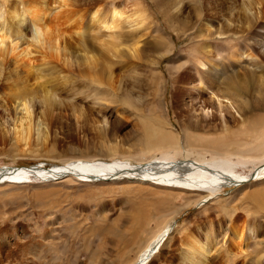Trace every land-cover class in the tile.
<instances>
[{
    "label": "rangeland",
    "instance_id": "374dc122",
    "mask_svg": "<svg viewBox=\"0 0 264 264\" xmlns=\"http://www.w3.org/2000/svg\"><path fill=\"white\" fill-rule=\"evenodd\" d=\"M45 1L51 16H89L77 29L83 40L72 23L63 37L66 57L58 58L33 41L27 23L16 37L11 15L24 1L0 0V168L146 164L160 158L134 156L149 143L146 124L151 140L176 145L172 159L225 158L246 176L264 163V0ZM98 8L108 27L91 20ZM219 26L239 36L216 38ZM206 43L212 59L202 67ZM217 59L221 71L206 73ZM215 77L222 83H212ZM106 79L120 81L112 83L114 98L94 94L111 89ZM226 85L235 99L217 96ZM42 120L49 130L38 125ZM36 173L0 183V264H133L169 226L153 264H186L187 230L204 241L210 231L217 242L209 245L208 264H264V180H251L242 194L243 184H229L194 201L193 194L151 184L82 185L75 173L49 180Z\"/></svg>",
    "mask_w": 264,
    "mask_h": 264
},
{
    "label": "bare ground",
    "instance_id": "6f19581e",
    "mask_svg": "<svg viewBox=\"0 0 264 264\" xmlns=\"http://www.w3.org/2000/svg\"><path fill=\"white\" fill-rule=\"evenodd\" d=\"M23 1L24 2H21L23 4V8L21 10L18 8L20 14L16 15L18 10H16L14 8L16 10V12L14 13V15H11V17L13 18V22H14V20H16V22L19 23V26H15L14 23H12V25L15 28V35L17 38L23 37V28L25 25L24 23H27V25H28L27 30L30 29L32 31L33 41L36 42V44L40 43V45H43L45 48H47V51L52 50L53 52L50 51V53H53V55H56V57H58V58L61 57V53L63 54V56L66 57L65 51L68 48V46H67V41L64 40L63 37L65 34L68 33L69 27H72L71 26L72 23L76 22V28H74L75 29L74 32H76L77 34L79 33L80 35H77V36H80L81 40H83L82 35L84 32H81L80 30H81V28L82 29H84V28L82 27L81 20L87 14L82 13L81 11H74L71 14H67L62 19V18L58 17L57 15L51 16L49 14V9H51V6H50V3L46 2L45 0H43L42 3L41 2L35 3L36 1L32 2L31 0H23ZM60 1H62V0H60ZM246 6H248V5H246ZM21 12H23V13L21 14ZM246 12L249 13L248 11H246ZM99 13H100V9L98 8L93 14H91V16H92L91 20H93V23H94V21H96L99 24H101V21H103V23H104L102 15H101V17H97V15ZM114 13L116 15H119L117 10H114ZM248 16L250 17L251 15H248ZM252 16H255V15H252ZM0 20H2V19H0ZM262 20H263V18H262ZM2 22H3L2 26H5L6 24L4 23V21H2ZM22 22H24V23H22ZM66 22H69V23L64 26L63 24ZM92 24H91V28H92ZM88 26H90V24ZM103 27H108V25L104 23ZM217 28L218 29H216V31H217L216 38H219L218 36H220V37L222 36L224 39H226V38H230V37L231 38H237V36H239V34L235 31L234 32L231 30L229 32H228V30L225 31L221 26H219ZM77 29H80V30H77ZM199 32L201 35L206 37L207 33H205V31L203 29L200 28ZM210 36H207V37H210ZM85 37H87V36H85ZM213 37H215V35ZM4 40H5V38H4L3 34L2 35L0 34V45H2L4 43ZM236 46L234 45L233 47H236ZM212 47L213 46L210 43L205 44V54L207 57L205 59H201L199 61L200 65L202 67L207 66L206 60L212 59V56L210 55V53H212L211 52ZM13 48L14 47H12V49ZM47 51H46V53L48 54ZM74 53H76V52H74ZM220 54L223 55L222 51H220ZM194 55L196 58L200 57L198 54V51H196V50L194 51ZM222 55H220V56H222ZM246 55L249 56V54H246ZM240 56H243L242 53L240 54ZM71 57H73V56H71ZM68 58H70V57H68ZM219 59H217L218 62L214 61L212 68L208 69V71L206 73H210V74L214 75L213 72H215L217 74V72L221 71L222 66H220V63H219L220 60ZM69 60H71V59H69ZM73 60L71 61L72 63L74 62ZM79 60H82V59H79ZM79 60H77V62ZM83 60L85 63H87L88 57H87V59L83 58ZM94 61L95 60L93 59V62ZM79 62H78V64H79ZM215 63H218V64H215ZM90 64H91V61H90ZM93 67L94 66H92V68ZM103 70H102L101 74H103L105 72V70H104V72H103ZM82 71H83V69H82ZM98 71H100V69H98ZM90 74H91V72H90ZM101 74H98V76ZM112 78H114V77L112 76ZM96 80L97 79H95V81ZM106 80H107V83H108V81H110L108 79H106ZM115 80L113 79V81H115ZM197 80L199 83L202 81L201 78H199V79L197 78ZM113 81L111 82V84L108 83L109 85H111V89L106 90L108 87L110 88V86H108V87L106 86L107 88L105 90H103V88L105 86L103 88L101 87L102 89L96 88V89H93V90H95L94 94H96V96L101 95L100 98H106V96H108V98H109V95H111L112 98L116 97V94H117L116 91H117L118 87L115 85L116 82H114L115 84L112 85ZM99 82L102 85H104V83H102L101 81H99ZM117 82L119 85L120 81H117ZM100 83H97V84L99 85ZM212 83L221 84L222 82L220 81V79L216 78V80L213 81ZM95 86H96V84H94V87ZM94 87H92V88H94ZM121 87H122V85H121ZM225 87H226V91H222L221 95H217V96L218 97L219 96L226 97L228 99H235V97L237 95L230 91L231 86L226 85ZM194 89L197 90L199 93H202V90H201L202 88L200 85H195ZM119 92H120V88H119ZM49 97L50 96H45L43 103L45 100L47 101L49 99ZM96 99H98V97H96ZM51 102L54 103V101H51ZM213 103L216 105V108L223 109L226 111L227 106L225 107L223 103L220 102L219 105H217L216 102H212V105H213ZM25 108H26V106H25ZM26 109H24V110H26ZM43 121L44 120L39 121L38 125L39 126L44 125V127H46L48 129L50 124L44 123ZM145 128L147 129L148 134L150 136L149 143L148 142L145 143L143 145L142 149L140 150V152L134 156L140 157L142 159L148 158V157L160 156V158L155 159V160L153 159L146 164H139V165L128 164V165H126V167L125 166L119 167L116 162H107V161H103V160H96V161H87V160L82 161L81 160V162H79L78 164L70 163L67 165L52 168L50 170L42 169V168L40 169V167H37V168L36 167H32V168H30V167L29 168H27V167H13L12 168L11 167V168H6V169L0 168V183H1V181H5V180H8L9 182H15L17 180L29 179L30 176L36 172H39L40 173L39 176H42L43 178H46L48 180L52 179V178L55 179V178H57V176L62 177L65 175H69L71 173H75L77 176L75 178H78L79 184L81 183L82 185L85 182L87 185L91 184V183H94L96 185L97 184L101 185L100 183H103V182H105V184L109 183V182L119 183V184L120 183L121 184L122 183H136V184L140 183L141 185L151 184V185H155L157 187L161 186L162 188L167 189V190H178V191H183L185 193L193 194L194 196L192 197V199H194V201H198L201 198L203 199L205 196H207L209 192L213 193L214 191H217L216 193H218L219 190L222 189V187H224L225 185H229V184L241 185V184H243V187L239 190V192L242 194L245 191L244 189L246 186L250 187L254 183V182L250 183L251 180L257 179L256 180L257 182L264 180V179H262V177L264 175V163H262V165H259L258 167H255L254 169H252L253 172L250 175L246 176V175H242V173H238L235 171V169L238 168V167H236V164H237L236 162L229 161L225 158H218L217 157V158H213L210 160H207L205 158H201L200 161H188V160L183 161V160L172 159V158H170V156L173 154H176V152L174 151L176 148V145L172 144V143H167L164 141L151 140V132H150L149 128L147 127V124L145 125ZM109 147L111 148L112 151L117 150V145H115V146L109 145ZM120 147H122V146H120ZM121 151H123V149ZM116 154L121 155L119 152ZM129 154H130V156H133L132 153H130V151H129ZM123 156H126V154H123ZM240 166L242 167V166H246V165H240ZM82 176H85V177H82ZM108 176H110L111 178H108ZM124 179H129L131 181L124 180ZM77 180H75V181H77ZM121 180H123V181H121ZM249 184H251V185H249ZM187 201H188V204H190L191 202H194V201H191V199H188ZM172 227L169 226V227L165 228L164 230H162L161 232H159L158 234H156V236L150 241L148 246L141 252L139 257H137V259L135 260V263H133V264H153L155 261V259L153 258L155 256L154 254L156 253L157 249L161 246L163 241L170 234V232H171L170 229ZM193 232L194 231H192V230H187V232L185 233L186 237L182 241L183 242L182 258L185 261H187L186 264H208L209 263L208 262V254L211 253V246H209V245H211L212 243H214V245H215V243H217V242L209 234L210 231L207 232L206 241L201 240ZM233 234L235 237H237L239 239L242 238V231H238V229H236V228L233 230ZM209 240H210V243L207 244ZM169 241H171V240L168 239L167 242H169ZM12 246L10 245V247H12ZM14 247H15V245H14ZM17 247H18V245H17ZM15 249L16 248H14V250ZM150 261H151V263H149ZM129 264H131V263H129Z\"/></svg>",
    "mask_w": 264,
    "mask_h": 264
}]
</instances>
